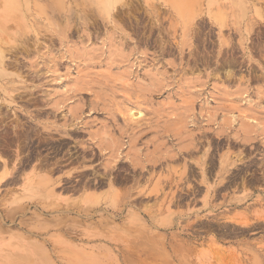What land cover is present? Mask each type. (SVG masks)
<instances>
[{
  "label": "rangeland",
  "instance_id": "374dc122",
  "mask_svg": "<svg viewBox=\"0 0 264 264\" xmlns=\"http://www.w3.org/2000/svg\"><path fill=\"white\" fill-rule=\"evenodd\" d=\"M0 264H264V0H0Z\"/></svg>",
  "mask_w": 264,
  "mask_h": 264
},
{
  "label": "bare ground",
  "instance_id": "6f19581e",
  "mask_svg": "<svg viewBox=\"0 0 264 264\" xmlns=\"http://www.w3.org/2000/svg\"><path fill=\"white\" fill-rule=\"evenodd\" d=\"M134 107V106H133ZM133 109V108H132ZM137 109V108H136ZM134 111H136L135 109H133ZM133 110H132V112H133ZM140 111V110H139ZM141 114V113H140ZM139 113H138V115H135V116H139L140 115ZM132 116H134V114L132 113ZM132 121H136V120H134L133 118H132ZM140 123V122H139ZM149 126V127H148ZM152 127H153V124L152 123H150V125H146V128H150V129H152ZM156 127V126H155ZM145 128V129H146ZM157 128V127H156ZM107 140H108V146H109V138H107ZM101 142H105V139L104 138H102L101 139ZM113 146H115V145H113ZM104 151V150H103ZM216 155V154H215ZM165 157V156H164ZM161 158V157H160ZM159 158V159H160ZM158 158H156V159H154V161H158L159 160ZM210 159V158H209ZM213 159V158H212ZM213 162V161H212ZM214 164V163H213ZM216 164V163H215ZM211 165V164H210ZM246 166V165H245ZM44 167V166H43ZM212 167L214 168L215 166L214 165H212ZM211 166H210V168H212ZM251 167V166H250ZM207 168V167H206ZM227 168V167H226ZM208 171V170H207ZM243 171H246L245 169H240L239 168V171L236 173V175H235V177L233 178V179H231V182H230V185L231 184H235L236 182H238V175H241L242 173H243ZM206 172V171H205ZM204 172V173H205ZM236 172V171H235ZM208 173V172H207ZM211 173V172H210ZM215 173V172H214ZM235 174V173H234ZM210 175V174H209ZM244 175V174H243ZM231 176V175H230ZM229 176V177H230ZM209 177V176H208ZM211 177V176H210ZM240 177V176H239ZM246 177V176H245ZM260 179V178H259ZM258 181V180H257ZM261 181V180H260ZM260 181H258V182H260ZM253 182H254V180H250L249 181V184L250 185H253ZM158 183V182H157ZM248 183V182H247ZM228 184V183H227ZM249 184H245V178H244V180H242V183H240V185H242V187H246V185H249ZM229 185V186H230ZM228 186V187H229ZM210 187V186H209ZM226 187V186H225ZM185 245V244H184Z\"/></svg>",
  "mask_w": 264,
  "mask_h": 264
}]
</instances>
